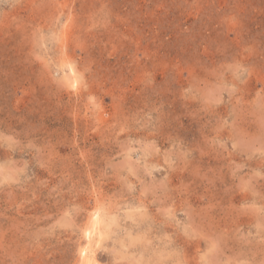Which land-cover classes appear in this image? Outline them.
I'll return each mask as SVG.
<instances>
[{
    "label": "rangeland",
    "instance_id": "obj_1",
    "mask_svg": "<svg viewBox=\"0 0 264 264\" xmlns=\"http://www.w3.org/2000/svg\"><path fill=\"white\" fill-rule=\"evenodd\" d=\"M89 262L264 264V0H0V264Z\"/></svg>",
    "mask_w": 264,
    "mask_h": 264
},
{
    "label": "bare ground",
    "instance_id": "obj_2",
    "mask_svg": "<svg viewBox=\"0 0 264 264\" xmlns=\"http://www.w3.org/2000/svg\"><path fill=\"white\" fill-rule=\"evenodd\" d=\"M97 212V211H96ZM99 212V211H98ZM94 217V216H93ZM97 218V217H96ZM95 223L92 222V228L89 230L88 232V237H91V234L94 232H96V230L98 229V225L100 223V219H97L94 221ZM89 228V226H88ZM88 231V230H87ZM92 243V242H91ZM92 262V261H91ZM91 262L87 263V264H91Z\"/></svg>",
    "mask_w": 264,
    "mask_h": 264
}]
</instances>
